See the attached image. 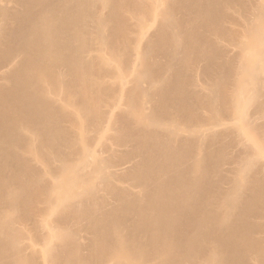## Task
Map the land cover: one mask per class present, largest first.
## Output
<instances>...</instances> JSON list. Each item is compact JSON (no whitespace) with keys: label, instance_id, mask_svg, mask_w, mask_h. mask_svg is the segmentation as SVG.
<instances>
[{"label":"bare ground","instance_id":"obj_1","mask_svg":"<svg viewBox=\"0 0 264 264\" xmlns=\"http://www.w3.org/2000/svg\"><path fill=\"white\" fill-rule=\"evenodd\" d=\"M0 264H264V0H0Z\"/></svg>","mask_w":264,"mask_h":264}]
</instances>
